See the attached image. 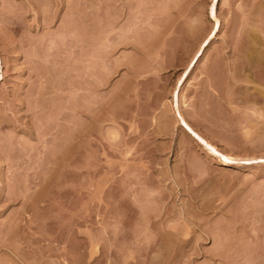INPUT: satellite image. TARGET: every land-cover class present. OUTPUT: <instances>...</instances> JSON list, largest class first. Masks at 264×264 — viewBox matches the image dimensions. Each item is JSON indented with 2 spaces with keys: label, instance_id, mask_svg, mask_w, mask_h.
<instances>
[{
  "label": "rangeland",
  "instance_id": "374dc122",
  "mask_svg": "<svg viewBox=\"0 0 264 264\" xmlns=\"http://www.w3.org/2000/svg\"><path fill=\"white\" fill-rule=\"evenodd\" d=\"M210 3L0 0V264H264V0L189 68Z\"/></svg>",
  "mask_w": 264,
  "mask_h": 264
},
{
  "label": "snow or ice",
  "instance_id": "6c2138e0",
  "mask_svg": "<svg viewBox=\"0 0 264 264\" xmlns=\"http://www.w3.org/2000/svg\"><path fill=\"white\" fill-rule=\"evenodd\" d=\"M217 9H218V5H217V0H211L210 5L208 6V10H207V17H208V23L212 26L210 28V33L211 35L208 37V39H211L212 36L216 35V29L219 28L220 26V21L217 19ZM205 43H207V41H205ZM192 63H195V60L192 61ZM187 73H185L186 75ZM183 81H181L182 83ZM176 115L179 116V109H176ZM179 123L183 125V127L185 129H187L188 133L191 134L192 137H194L197 141L200 142V144H202L208 151H210L211 153H213L215 156L220 157L221 156V152L218 151V149L216 147H214L211 143H209L206 139L202 138L192 127H189L188 123H185V119L182 116H179ZM129 155H131V153H129ZM223 159L225 160V162L227 163H233L235 161H231L229 160L228 156H223ZM247 163H252L253 161H246ZM260 163H264V160H261ZM104 193L100 194V198H99V203L101 205L104 204ZM99 249L97 247H93L91 249V255L86 257L85 260L83 261H77L76 264H97V260L99 258Z\"/></svg>",
  "mask_w": 264,
  "mask_h": 264
},
{
  "label": "bare ground",
  "instance_id": "6f19581e",
  "mask_svg": "<svg viewBox=\"0 0 264 264\" xmlns=\"http://www.w3.org/2000/svg\"><path fill=\"white\" fill-rule=\"evenodd\" d=\"M217 19L220 21V19L217 17ZM220 25H221V23H220ZM219 29H220V26H219V28L218 29H216V33L219 31ZM210 35H211V33H210ZM209 35V36H210ZM208 36V37H209ZM208 37L202 42V44H201V47L199 48V50L197 51V54H196V56L193 58V60H195V63H190L189 64V68H191V67H193L196 63H197V61L199 60V58L201 57V56H203L204 55V51H205V47L207 46V44L210 42V39H208ZM212 37H214V36H212ZM211 37V38H212ZM139 41V40H138ZM137 41V42H138ZM205 41H207V43H205ZM249 55V54H248ZM192 60V61H193ZM252 65V64H251ZM243 67V66H242ZM244 71V70H243ZM253 74V73H252ZM246 76V75H245ZM247 77V76H246ZM247 79V78H246ZM181 81H182V79H180V81H179V84L180 85H182V83H181ZM174 100H175V104H176V108H178L179 109V107H178V101H179V93H178V91H175L174 92ZM179 116H182V117H184V119H185V123H188L189 124V127H192L202 138H204V139H206L209 143H211L214 147H216L209 139H207L206 137H204L198 130H196L190 123H189V121L187 120V118L185 117V115L180 111V109H179ZM179 116H177L176 115V113H175V117H176V119H177V121H178V123H179ZM179 125L181 126V128L184 130V131H186L187 133H188V131H187V129H185L184 127H183V125L182 124H180L179 123ZM190 136H191V134L190 133H188ZM192 137V136H191ZM194 140H195V142L196 143H198L208 154H213V153H211L210 151H208L202 144H200V142L199 141H197L194 137H192ZM217 148V147H216ZM218 149V148H217ZM219 151V150H218ZM228 156V158H229V160H231V161H235V162H233V163H227V162H225V160L223 159V156ZM252 159V158H251ZM250 160V159H249ZM248 159H247V161H249ZM219 161H220V163L222 164V165H224V166H232V165H234V164H236L238 161L237 160H235V158L234 157H232V156H230V155H228V154H224V153H222L221 152V156L219 157Z\"/></svg>",
  "mask_w": 264,
  "mask_h": 264
},
{
  "label": "crops",
  "instance_id": "0c3cea01",
  "mask_svg": "<svg viewBox=\"0 0 264 264\" xmlns=\"http://www.w3.org/2000/svg\"><path fill=\"white\" fill-rule=\"evenodd\" d=\"M185 86V85H184ZM184 86H183V88H182V96H181V103L184 101L185 102V100H184ZM187 101V100H186ZM180 108H181V111H182V113L185 115V117L187 118V120L195 127V128H197L199 131H201L203 134H205L206 136H209L207 133V130H211V131H213L212 130V128H209V127H207L206 128V130H202L200 127H199V124H200V122H199V120H204V121H208V117H205L203 114H200L201 112L199 111V108L197 107V108H195V110H194V112L193 113H189V115L187 114V112H184L183 110H182V107H181V104H180ZM199 115V116H198ZM200 117V118H199ZM175 120V119H174ZM176 122V121H175ZM176 124H177V122H176ZM177 126H178V124H177ZM179 127V126H178ZM180 128V127H179ZM212 133H214V131L212 132ZM184 134V133H183ZM209 137H211V136H209Z\"/></svg>",
  "mask_w": 264,
  "mask_h": 264
}]
</instances>
